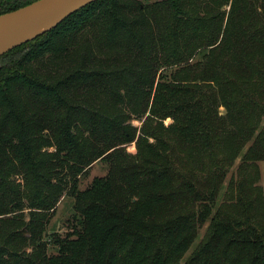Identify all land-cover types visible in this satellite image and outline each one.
Instances as JSON below:
<instances>
[{
  "label": "trees",
  "instance_id": "obj_1",
  "mask_svg": "<svg viewBox=\"0 0 264 264\" xmlns=\"http://www.w3.org/2000/svg\"><path fill=\"white\" fill-rule=\"evenodd\" d=\"M259 161L264 0H97L0 56V264H264Z\"/></svg>",
  "mask_w": 264,
  "mask_h": 264
},
{
  "label": "water",
  "instance_id": "obj_2",
  "mask_svg": "<svg viewBox=\"0 0 264 264\" xmlns=\"http://www.w3.org/2000/svg\"><path fill=\"white\" fill-rule=\"evenodd\" d=\"M97 0H36L0 15V56L50 30L80 8ZM49 25L34 35L38 26Z\"/></svg>",
  "mask_w": 264,
  "mask_h": 264
},
{
  "label": "rangeland",
  "instance_id": "obj_3",
  "mask_svg": "<svg viewBox=\"0 0 264 264\" xmlns=\"http://www.w3.org/2000/svg\"><path fill=\"white\" fill-rule=\"evenodd\" d=\"M229 9V6L227 7ZM220 111L222 114L225 113V108L221 107ZM166 125H169L173 122V119L168 117L165 121ZM134 124L138 127H141L143 122L140 120H134ZM127 151L130 153H136V142H132L127 145L126 147ZM240 163V159L236 161V164L234 168L232 169L231 173L235 172L237 165ZM259 168H260V178H259V184L263 187L264 191V161L258 162ZM109 166L105 161H98L95 163L84 175H82L79 179V188L80 189H86L89 187L94 180V178L99 176H105L108 173ZM231 173H229V176L226 180L225 185H227ZM225 189L222 191V194L220 196V199L223 198ZM74 201L75 198L69 194H65L54 210H51L48 212L49 220L47 223V231H58L62 234H64L69 225V221L71 219L72 213H73V207H74ZM222 201V200H220ZM205 232V229H201L200 236H202ZM191 251L187 254V256L190 254Z\"/></svg>",
  "mask_w": 264,
  "mask_h": 264
},
{
  "label": "bare ground",
  "instance_id": "obj_4",
  "mask_svg": "<svg viewBox=\"0 0 264 264\" xmlns=\"http://www.w3.org/2000/svg\"><path fill=\"white\" fill-rule=\"evenodd\" d=\"M47 27H49V25L38 26V27H36L35 29L31 30V31L29 32V35H30V36H31V35H34L35 33H38L39 31H41L42 29L47 28Z\"/></svg>",
  "mask_w": 264,
  "mask_h": 264
}]
</instances>
